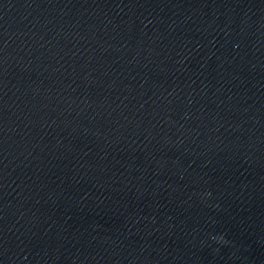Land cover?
I'll use <instances>...</instances> for the list:
<instances>
[{
  "label": "clouds",
  "instance_id": "obj_1",
  "mask_svg": "<svg viewBox=\"0 0 264 264\" xmlns=\"http://www.w3.org/2000/svg\"><path fill=\"white\" fill-rule=\"evenodd\" d=\"M208 195H210V193H208ZM213 239H215L217 241V243H227V241L225 240V237L223 235L213 237Z\"/></svg>",
  "mask_w": 264,
  "mask_h": 264
}]
</instances>
